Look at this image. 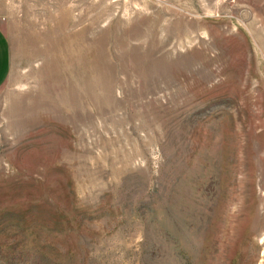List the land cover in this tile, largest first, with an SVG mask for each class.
Wrapping results in <instances>:
<instances>
[{"label":"rangeland","instance_id":"1","mask_svg":"<svg viewBox=\"0 0 264 264\" xmlns=\"http://www.w3.org/2000/svg\"><path fill=\"white\" fill-rule=\"evenodd\" d=\"M0 264H264V0H0Z\"/></svg>","mask_w":264,"mask_h":264},{"label":"crops","instance_id":"2","mask_svg":"<svg viewBox=\"0 0 264 264\" xmlns=\"http://www.w3.org/2000/svg\"><path fill=\"white\" fill-rule=\"evenodd\" d=\"M10 50L8 37L0 26V86L10 71Z\"/></svg>","mask_w":264,"mask_h":264}]
</instances>
